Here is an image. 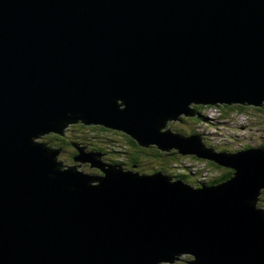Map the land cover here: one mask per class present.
Listing matches in <instances>:
<instances>
[{"label": "water", "instance_id": "95a60500", "mask_svg": "<svg viewBox=\"0 0 264 264\" xmlns=\"http://www.w3.org/2000/svg\"><path fill=\"white\" fill-rule=\"evenodd\" d=\"M208 105H264V0H0V264H264V148L167 129ZM73 125L234 173L85 174L39 141Z\"/></svg>", "mask_w": 264, "mask_h": 264}, {"label": "rangeland", "instance_id": "374dc122", "mask_svg": "<svg viewBox=\"0 0 264 264\" xmlns=\"http://www.w3.org/2000/svg\"><path fill=\"white\" fill-rule=\"evenodd\" d=\"M203 113H206L210 116H218L220 118V115L214 108L204 109ZM232 114L233 117H228L229 121L227 122L226 126H224V128L220 127L219 125L216 126V133L209 127H201L202 132H204L208 137H212L211 142H215L212 143V145L222 143L220 142L221 139L223 142H229L230 140L234 141L236 145L234 148L231 149L232 151L242 149L243 146L246 147L247 145H249L250 147L257 146L262 141V145H264V113L258 114L253 111V113L248 114V117L239 116L234 113ZM169 126L175 133H181V129H189L191 124L186 121H174ZM220 128H222V135L219 134ZM229 136H233L234 138H230L229 140ZM64 140H67L69 144H66ZM126 140L127 139L124 135L89 129L75 125L65 129V135L58 136L56 134H49L39 139L40 142L44 141L50 147H54V149L59 150L61 154L69 156L68 165L71 166H74L75 164H82L75 163L72 157L73 155L76 156L78 153L76 148L74 147V144L82 146L84 143L85 145H87V150L89 149L92 151L94 150V152H103L102 156L107 162L117 164L116 162H114V160H118V162H125V165L127 164L128 167L133 166L131 160L129 159L131 153L135 152L139 156V162L141 163V165L140 167L135 166V168L133 166V168H130V170H134L139 173L152 174L154 172L163 171L166 175L171 177L182 173L191 177H198V175H200V177L198 178H204L208 180V178L204 176L207 172L206 170L209 169L212 172H215V169H213L211 165H201L193 159H183L180 160L178 164L168 166V164L161 163V161L158 160V158L153 154L152 151L141 152L134 147H130L129 149H125V147L123 148V146H127ZM121 150L126 151L128 153L119 152ZM119 153H122L121 155L126 158L120 156ZM193 166H198L197 169L199 171H196L195 174L192 170ZM200 166H203V169H200ZM81 167L85 168V173L101 175V172L99 170H91V167L88 164H82ZM124 168L127 169V166H124ZM177 179L179 180V178L177 177L173 180ZM262 204L264 205V194L259 204L261 206V209Z\"/></svg>", "mask_w": 264, "mask_h": 264}, {"label": "trees", "instance_id": "16d2710c", "mask_svg": "<svg viewBox=\"0 0 264 264\" xmlns=\"http://www.w3.org/2000/svg\"><path fill=\"white\" fill-rule=\"evenodd\" d=\"M208 107L214 108L215 110H217L218 114L221 113L223 115H227L229 113H234V114H240V115H242V114L252 113L253 111L264 113V105L262 107H259V108L258 107L256 108V107L240 106V105H233V106L218 105V106H207L206 108L205 107H196L192 111V114H193L192 116L182 117V119L180 120V121H186V122H188V123L191 124V126L189 127V129L188 128L181 129V133L184 134V135H190V134L195 133V134H199V135L204 136L203 134L199 133L196 130V128H197V125L199 123L206 122L207 124H210V122L206 118H204L203 117V114H202V111L204 109H209ZM81 124H83V123H80V125ZM83 126H85V124ZM169 128H170V126L168 125V129ZM93 129H98V130L101 129L103 131L109 130L110 132H113L112 130H114V129L106 128L105 126L102 127L100 125H95L93 127ZM119 132H122V131H119ZM121 134H123L126 137V139H127L126 140L127 146H123V148L125 147V149H129L130 147H134V148L138 149L141 152L142 151H146V152H151L152 151L153 154L158 158V160L161 161V163L168 164V166H173L175 164H178L179 161L180 160H183V159H193L194 161H196L198 163H207V165L208 164L211 165L213 167V169H215L214 170L215 171V176H213L209 180V183H208L209 186H211V185H218V184H221V183L229 180L232 177L233 173H234V171L231 170V169L220 167L219 165H217L214 162H210V161H207L205 159H200V158H198V157H196L194 155L193 156L192 155L183 156V155L179 154L176 150L164 152V151L159 150L157 146L142 147V146H140L137 143V141H135L128 134H126L124 132H122ZM58 136H62V135H58ZM65 141H67V140H64V142ZM70 144H71V142H70ZM259 145L264 148V145H262V143H260ZM119 152L128 153V152L122 151V150L119 151ZM122 153H119V155L122 156L121 155ZM73 157H74V155H73ZM73 157H72V159H73ZM122 157H124V156H122ZM124 158H126V157H124ZM129 160H131L132 165L134 166V168H135V166L140 167L141 163L139 162V156L135 152H132L131 153V156H130V159ZM114 162L119 163L122 166H127L128 169L133 168V166L128 167L127 164L125 165V162H118V160L117 161L114 160ZM135 164H137V165H135ZM63 167H68V166L67 165H64ZM185 175L186 174L180 173V174L174 175L173 177H175V178L176 177L177 178H185ZM186 176H189V175H186ZM170 178H171V176H170ZM191 260H192V258L190 256H186V257L181 258L178 262H176L174 264H190V261Z\"/></svg>", "mask_w": 264, "mask_h": 264}, {"label": "bare ground", "instance_id": "6f19581e", "mask_svg": "<svg viewBox=\"0 0 264 264\" xmlns=\"http://www.w3.org/2000/svg\"><path fill=\"white\" fill-rule=\"evenodd\" d=\"M209 114V113H208ZM83 146L84 147H87V145L85 146L84 144H83ZM86 174V173H85ZM204 176H206V178H207V172H206V174L204 175ZM198 177H200V175H198ZM198 177H196V178H198ZM171 179H172V177H171ZM202 179H204V178H202Z\"/></svg>", "mask_w": 264, "mask_h": 264}, {"label": "flooded vegetation", "instance_id": "af4514ba", "mask_svg": "<svg viewBox=\"0 0 264 264\" xmlns=\"http://www.w3.org/2000/svg\"><path fill=\"white\" fill-rule=\"evenodd\" d=\"M66 144H69L68 141H65ZM61 148V147H60Z\"/></svg>", "mask_w": 264, "mask_h": 264}, {"label": "built area", "instance_id": "2783aa9c", "mask_svg": "<svg viewBox=\"0 0 264 264\" xmlns=\"http://www.w3.org/2000/svg\"><path fill=\"white\" fill-rule=\"evenodd\" d=\"M214 132H216V130Z\"/></svg>", "mask_w": 264, "mask_h": 264}]
</instances>
